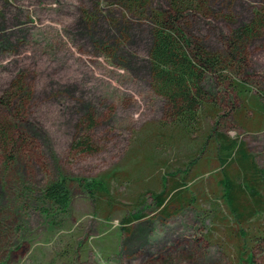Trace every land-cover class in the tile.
Wrapping results in <instances>:
<instances>
[{
    "label": "rangeland",
    "instance_id": "rangeland-1",
    "mask_svg": "<svg viewBox=\"0 0 264 264\" xmlns=\"http://www.w3.org/2000/svg\"><path fill=\"white\" fill-rule=\"evenodd\" d=\"M209 1L188 30L220 52L231 31L250 23L264 5ZM159 4L166 1L154 0ZM151 29L147 16L114 0H0V96L25 74L34 87L29 120L42 157L37 170L24 162L7 174L0 158V264H240L243 231L252 239L255 264H264V210L245 220L230 210L216 141L223 133L245 144L261 170L264 196V114L255 90L264 87V34L248 44L249 68L236 91L222 93L207 81L219 117L211 101L186 132L151 87ZM89 110L97 125L91 142L99 150L92 154L72 150ZM59 171L108 181L110 194L93 200L72 181L70 212L54 224L25 188L37 191ZM165 176L169 186L188 184L189 201L171 203L169 217L151 199ZM138 209L146 216L126 225L123 219Z\"/></svg>",
    "mask_w": 264,
    "mask_h": 264
},
{
    "label": "trees",
    "instance_id": "trees-1",
    "mask_svg": "<svg viewBox=\"0 0 264 264\" xmlns=\"http://www.w3.org/2000/svg\"><path fill=\"white\" fill-rule=\"evenodd\" d=\"M114 1L128 12L147 16L152 24L150 82L154 92L164 100L166 115L186 132L196 127L200 114L211 101L215 103L210 107L215 111L214 119L219 117L220 112L215 101L217 96L207 87V81H213L222 93L229 94L233 89L237 90V82L242 78L244 69L249 68L248 44L264 34V5L255 13L250 23L231 31L226 37L225 51L220 52L208 49L188 30L191 20L205 15L210 6L209 0H165L166 5L158 6L154 5V0ZM241 86L244 88L240 87L242 91L247 89L244 83ZM255 90L259 98L258 108L264 114V87H256ZM33 96L34 87L27 83L24 73L16 76L9 89L0 96V158L5 174L15 167L19 168L21 164L24 167L25 163L35 165L37 170L42 163V157L36 154L38 141L35 128L33 129L34 126L29 120V107ZM215 122L218 124L219 120ZM80 124L72 150L90 154L98 152V148L91 142L90 131L97 126L92 110L85 113ZM215 129L216 125L212 132ZM216 137L218 159L223 173L220 180L223 197L237 218H252L264 210V196L259 185L262 181L261 170L248 153L245 144L230 140L223 133H217ZM234 165L237 169L232 176L228 173V168ZM72 181L77 182L93 200L99 195L110 194L108 181L80 177L75 179L61 171L57 178L50 180L39 190L31 187L25 189L30 195H36L39 209L55 224L58 223L57 218L70 212ZM163 182L162 191L152 192L151 199L158 212L169 217L171 203L179 202L184 206L189 201L183 191L188 188V184L185 181H176L169 186L167 176ZM143 209L129 214L123 222L129 225L144 218L146 208ZM242 233L247 242L240 252V264H255L254 253L250 250L252 239L246 232Z\"/></svg>",
    "mask_w": 264,
    "mask_h": 264
}]
</instances>
